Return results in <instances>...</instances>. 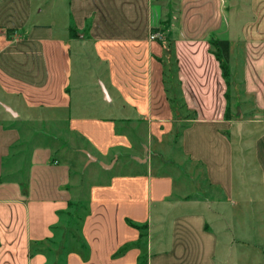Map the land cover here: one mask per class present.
I'll use <instances>...</instances> for the list:
<instances>
[{"label":"crops","instance_id":"0c3cea01","mask_svg":"<svg viewBox=\"0 0 264 264\" xmlns=\"http://www.w3.org/2000/svg\"><path fill=\"white\" fill-rule=\"evenodd\" d=\"M164 1L59 0L65 15L57 24V8L0 0V78L35 98L19 96L21 109L16 99H2L8 115L0 124V264L51 263V255L33 247L54 238L84 193L63 156L69 145L105 167L107 178L87 190L80 221L87 255L73 241L62 264H141L142 249L146 264H215L221 240L215 227L227 218L226 203L211 194L231 199L238 177L241 191L252 184L264 202V0L247 1L246 21L240 10L230 13L232 0H177L170 21L171 1ZM153 33L172 40L182 106L193 118L176 122L183 131L176 151L181 164L174 168L191 163L186 172L176 169L177 177L154 169L146 147L132 142L133 116L170 124L162 83L166 52L162 41L150 39ZM212 39L230 43L235 78L229 90L210 51ZM237 81L252 104L249 125L257 129L241 153L233 139L236 121L226 119V93L231 98ZM35 121L41 131L33 132ZM245 151L253 153L248 183L239 166ZM197 166L204 194L187 192Z\"/></svg>","mask_w":264,"mask_h":264},{"label":"rangeland","instance_id":"374dc122","mask_svg":"<svg viewBox=\"0 0 264 264\" xmlns=\"http://www.w3.org/2000/svg\"><path fill=\"white\" fill-rule=\"evenodd\" d=\"M59 0H35V4H40L41 6H47L51 8H57L56 11L58 14V18H55V21L60 23V16L65 15V4L63 2L62 10L57 6ZM170 2V21H173V16L176 13L177 0H166L164 1L165 6ZM247 1L248 0H232V9L234 14V9L236 12L238 10L241 13H238L240 21H246L249 19V12L247 11ZM61 3V2H60ZM59 3V4H60ZM168 8V6H167ZM238 8V9H237ZM64 9V10H63ZM174 25V24H172ZM12 29L7 30V32H11ZM73 35H77L76 32H72ZM162 41L164 43L162 60L163 63V71H162V83H163V99L167 101L169 107V116L167 120H169L170 124L159 123L161 125H156L153 121H158L157 118H153L150 122L144 121L140 119L139 116H133L134 128L130 129L134 134L133 141L134 143L140 144L146 147L147 159L151 160L153 163L154 169H162L167 171L168 173H172L175 177L178 176L177 172H186L187 167H190L189 164L184 162L181 166L182 168H174L180 167L181 162L177 165V148H179V140L183 131V125L178 127L176 122L178 120H184L187 124L191 121L192 115L183 109L182 100L178 91V82L175 77V67H174V59L173 55L170 52L172 46V40L166 39L163 36ZM167 60V62H166ZM167 65L170 67L168 68ZM229 65L231 68V77L235 78V70L234 66L229 60ZM240 82H234L231 88V98L229 100V108L231 110L230 119L236 121L235 125H233L232 131L234 143L236 144V148L238 152L240 150L247 149L251 146L253 141V136L251 132H255L257 130L254 127L249 125V120H251L254 115L250 112L252 110V104L249 99L245 98L240 89ZM18 94V96H17ZM29 95L33 96L32 92L25 89L24 87L13 84L8 81L4 82L0 78V124L5 121L3 119L4 116L7 118V113L4 110L2 104L3 97L7 96L12 101L16 99V102L13 103L15 108L21 109L24 105V98L19 97L21 95ZM10 95V96H9ZM35 99V98H34ZM9 106V104H6ZM14 109V108H13ZM154 115L165 116V113H159ZM164 120V119H163ZM9 122V121H7ZM3 124V123H2ZM8 126V125H5ZM33 132L41 131V122L35 121L33 124ZM21 129L23 133L26 134L27 130L25 128L26 125L22 124ZM252 128V129H251ZM259 129V128H258ZM32 131V130H30ZM64 133V130H62ZM65 135V134H64ZM240 136V137H239ZM65 139L66 136H65ZM73 140V139H71ZM74 141V140H73ZM78 144L67 146L66 153H63L65 160L69 163L71 167V174L73 176V181L76 186H80L84 193L82 192L81 196L74 199L73 205L78 207H82V209L74 212L75 209H71L70 213L71 217L63 218V221L58 227V232L54 236L53 239H50L48 242L35 245L33 247V252H44L51 255V263L50 264H62L64 262V257L67 253L70 252L71 243L76 241L77 244L82 245L84 252L83 257L88 253V245L86 241L81 236L80 232V222H76L77 224H73L68 226L67 223L69 219L75 216L76 218L79 216L81 220H83L85 215L84 206L85 200L89 199V190L90 186L95 183L97 179L98 183L105 182L107 178V172L105 167L99 168L89 157L88 153H81L77 149ZM242 150V151H243ZM241 151V152H242ZM240 152V153H241ZM244 153V154H243ZM241 155V167H244V182L248 183L250 179L251 171L253 168V153L250 151L243 152ZM62 154V153H61ZM244 156V157H243ZM176 158V159H175ZM244 158V159H243ZM159 164V166H158ZM162 164V165H160ZM165 165V166H164ZM178 171H177V170ZM200 168L194 167L195 170V180L196 182L187 189V192L192 191L195 194H204L207 192L206 185L203 178V173H201ZM101 170V171H100ZM177 175V176H176ZM94 177V179H93ZM239 179L236 178L235 187L236 190L232 194L231 199H227L226 194L220 191L213 192L211 195L214 199H223L226 203L225 206V216L227 219L219 222L216 225V232L220 240L218 256L215 258V264H264V202L263 197L261 196L262 191L260 189L254 187L252 184H247L248 186L245 190L241 191L242 186L239 185ZM248 181V182H247ZM96 182V183H97ZM247 197V198H245ZM250 198L252 200H250ZM234 202L235 204L231 203ZM73 207V206H72ZM78 216H77V215ZM74 215V216H73ZM75 219L73 220V223ZM219 231V232H218ZM223 248V249H221ZM231 250V251H226ZM226 256H220L225 255ZM140 263L146 264L147 257L144 255V251L140 254Z\"/></svg>","mask_w":264,"mask_h":264},{"label":"trees","instance_id":"16d2710c","mask_svg":"<svg viewBox=\"0 0 264 264\" xmlns=\"http://www.w3.org/2000/svg\"><path fill=\"white\" fill-rule=\"evenodd\" d=\"M155 30L156 29H153L152 31L154 32ZM210 46H211L210 51H211V53H213L215 55L216 59L219 62V65H220V68H221V71H222V76H223V78H224V80H225V82L227 84V88L229 90L230 87H231V73H230V67H229L230 43H229V41H222V40H214V39H212V40H210ZM171 48H172V46H171ZM228 92L226 93V99L229 102L230 96H229ZM226 119L227 120L230 119L229 111L227 112ZM75 207H77V206L72 205V204H71V206H69L70 209L66 213L67 217H71L72 214H74V213H70L71 209H75L74 212L82 209V207H78V208H75ZM74 219H75V221H74L75 223H73ZM80 221H81V218L79 216L77 218L74 216L72 218V221H71V219H69L67 225L68 226H71L73 224L76 225Z\"/></svg>","mask_w":264,"mask_h":264},{"label":"built area","instance_id":"2783aa9c","mask_svg":"<svg viewBox=\"0 0 264 264\" xmlns=\"http://www.w3.org/2000/svg\"><path fill=\"white\" fill-rule=\"evenodd\" d=\"M150 39L151 40H156V39L161 40L162 36L159 33H153V34H151Z\"/></svg>","mask_w":264,"mask_h":264},{"label":"water","instance_id":"95a60500","mask_svg":"<svg viewBox=\"0 0 264 264\" xmlns=\"http://www.w3.org/2000/svg\"><path fill=\"white\" fill-rule=\"evenodd\" d=\"M8 109V108H7ZM9 110V109H8Z\"/></svg>","mask_w":264,"mask_h":264}]
</instances>
